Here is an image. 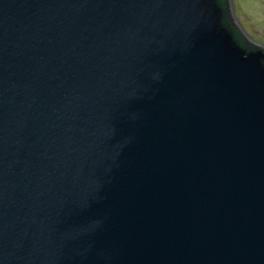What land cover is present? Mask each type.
Instances as JSON below:
<instances>
[{
	"label": "water",
	"instance_id": "95a60500",
	"mask_svg": "<svg viewBox=\"0 0 264 264\" xmlns=\"http://www.w3.org/2000/svg\"><path fill=\"white\" fill-rule=\"evenodd\" d=\"M220 14L0 0V264H264V52Z\"/></svg>",
	"mask_w": 264,
	"mask_h": 264
},
{
	"label": "rangeland",
	"instance_id": "374dc122",
	"mask_svg": "<svg viewBox=\"0 0 264 264\" xmlns=\"http://www.w3.org/2000/svg\"><path fill=\"white\" fill-rule=\"evenodd\" d=\"M237 22L253 42L264 47V0H232Z\"/></svg>",
	"mask_w": 264,
	"mask_h": 264
},
{
	"label": "trees",
	"instance_id": "16d2710c",
	"mask_svg": "<svg viewBox=\"0 0 264 264\" xmlns=\"http://www.w3.org/2000/svg\"><path fill=\"white\" fill-rule=\"evenodd\" d=\"M214 2L221 11V28L227 30V32L231 36L232 43L235 46L240 47L242 50L246 51L247 54L256 52L260 49H262L264 52V47L258 48L257 45H254L250 41L245 31L236 22L230 7V0H214Z\"/></svg>",
	"mask_w": 264,
	"mask_h": 264
}]
</instances>
